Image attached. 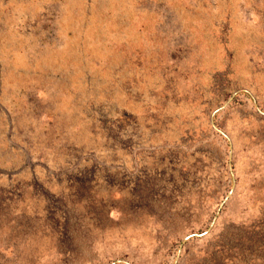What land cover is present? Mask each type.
Here are the masks:
<instances>
[{
  "label": "rangeland",
  "instance_id": "obj_1",
  "mask_svg": "<svg viewBox=\"0 0 264 264\" xmlns=\"http://www.w3.org/2000/svg\"><path fill=\"white\" fill-rule=\"evenodd\" d=\"M175 1L135 11L146 45L101 129L86 1L0 0V152L25 156L0 167V264H264V0Z\"/></svg>",
  "mask_w": 264,
  "mask_h": 264
},
{
  "label": "trees",
  "instance_id": "obj_2",
  "mask_svg": "<svg viewBox=\"0 0 264 264\" xmlns=\"http://www.w3.org/2000/svg\"><path fill=\"white\" fill-rule=\"evenodd\" d=\"M85 1V27H89L88 29H85V106L91 107V109L98 111L97 124L100 126L99 128L105 129L106 122L109 119V116L103 113V109L107 104L105 102H107L109 99L112 100L116 98L112 96L114 94V90L120 91V88L124 87L127 91H130L127 87V82L130 79V69L127 67L132 63L134 58H137V47L140 46L142 48L146 45V41L144 42V40H142L138 44L136 39L141 37L140 34L142 30L146 33L147 29L150 28L148 25H145L143 22H141L140 16L135 18L137 15L135 11L145 4L157 6L168 3L169 7L177 9L179 13H187L186 11H189L190 8L187 9L184 7V5H181L180 2L175 0H132L130 1L132 5L130 8H128L123 4L127 2V0H117L113 8L114 13H111L110 0ZM199 1L200 0H195V6L199 5ZM91 3L93 4L92 9L90 8ZM192 9L193 8H191V10ZM90 17V24H88V18L90 19ZM186 17H195L194 19L198 22V25L194 26L195 28L206 29L210 24L209 19L192 15L180 16V20L186 19ZM133 20L135 23H133ZM91 23H93L92 26ZM101 24H104L102 26L103 29L100 27ZM132 25L133 27L137 26V29L141 30L134 32L131 29ZM109 26H112L110 28L113 29L112 31H114L117 36L123 34V36L126 37L125 40L116 43L115 45L104 43V32ZM153 36L147 35V41L150 42L152 40L158 39V37H156L157 39H153ZM111 41L113 42V40ZM141 48H138L139 51ZM169 57L174 58V54H171ZM98 95H102V97H98ZM121 112V115H125L127 113V115L131 117V114L127 110L122 109ZM0 115L2 116V121L5 123V116L1 110ZM120 123L121 121H119L117 124ZM3 141L5 142L6 148H4L2 152H5L9 158H13L14 156L16 159H12L11 166L9 169H7L8 165L3 166L2 163L5 161L10 162V160H7V157L5 156L2 157V152H0V164L2 165H0V167H3L1 169L4 170H14L18 167L17 162L19 160H24V153L17 149H14L16 154L12 153L11 150L13 148L6 143L5 138ZM1 148L2 147H0V151Z\"/></svg>",
  "mask_w": 264,
  "mask_h": 264
},
{
  "label": "water",
  "instance_id": "obj_3",
  "mask_svg": "<svg viewBox=\"0 0 264 264\" xmlns=\"http://www.w3.org/2000/svg\"><path fill=\"white\" fill-rule=\"evenodd\" d=\"M236 92H237V90L233 91V92L230 94V96L228 97V99H227L224 103H222L221 105H219L218 107H216L214 110L211 111L210 116H209V122H210V124H211L212 127L215 128L214 123H213V114H214V112H215L216 110L220 109L221 107H223L224 105H226V103H227V102L233 97V95H234ZM230 153H231V152H230V150H229V152H228V158L230 157ZM228 167H229V169H230V163H228ZM221 203H222V201L220 202V205H221ZM220 205H219V206H220ZM219 206L217 207V209H216V211H215V214L218 212ZM214 217H215V216H214ZM212 221H213V219H212ZM212 221H211V222H212ZM194 235H198V234H196V233L188 234V235H186V236L183 237L182 241H184V240L187 239L188 237H190V236H194Z\"/></svg>",
  "mask_w": 264,
  "mask_h": 264
}]
</instances>
